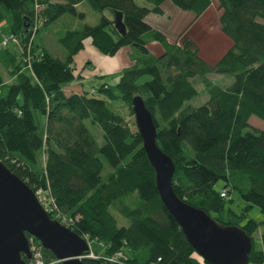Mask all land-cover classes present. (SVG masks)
I'll list each match as a JSON object with an SVG mask.
<instances>
[{"label": "trees", "instance_id": "obj_1", "mask_svg": "<svg viewBox=\"0 0 264 264\" xmlns=\"http://www.w3.org/2000/svg\"><path fill=\"white\" fill-rule=\"evenodd\" d=\"M37 1L42 25L34 35V0H0V21L12 15L11 33L21 46L16 55L0 43V62L14 77L7 84L0 72V160L35 192H50L60 215L74 219L68 227L87 237L97 256L84 262L210 264L162 202L136 121L110 107V101L121 99L133 116L136 95L152 112L158 146L174 161L172 185L178 196L220 223L242 227L252 241L263 226L264 241V221L250 218L240 224L253 206L264 213V126L250 129L252 116L264 121V0H218L222 31L233 45L213 65L190 39L178 45L148 20L164 13L163 4L170 2L190 12L193 22L211 0H145L143 5L87 0L100 21L65 29L59 36L64 59L49 51L40 34L64 15L84 18L79 7L85 0ZM117 12L123 13L125 34L115 26ZM87 41L106 56L129 47L131 64L116 85L103 82L68 94L66 86L84 76L75 57ZM151 44L161 52L153 53ZM211 74L233 81L224 86ZM198 79L209 94L200 107L189 103L200 95ZM87 119L102 127L101 145ZM221 180L225 185L219 190ZM234 189L247 204L240 215L229 210L232 218L225 222L222 213ZM115 212L128 223L120 225ZM42 251L46 262L57 260L52 251L43 246ZM119 251L124 254L119 263L107 259ZM248 264H264V251L254 244Z\"/></svg>", "mask_w": 264, "mask_h": 264}, {"label": "water", "instance_id": "obj_2", "mask_svg": "<svg viewBox=\"0 0 264 264\" xmlns=\"http://www.w3.org/2000/svg\"><path fill=\"white\" fill-rule=\"evenodd\" d=\"M114 23L120 33H126L122 12L115 13ZM132 106L144 149L156 172L161 200L190 244L210 264H248L252 238L242 227L220 223L178 196L172 185L176 167L157 144L152 112L140 95L133 97ZM28 234L62 260L61 264H86L87 240L52 219L36 192L0 160V264H27L31 260Z\"/></svg>", "mask_w": 264, "mask_h": 264}, {"label": "rangeland", "instance_id": "obj_3", "mask_svg": "<svg viewBox=\"0 0 264 264\" xmlns=\"http://www.w3.org/2000/svg\"><path fill=\"white\" fill-rule=\"evenodd\" d=\"M136 1L140 5L145 3V0ZM163 8L164 13L159 15L151 14L148 17V20L154 23L157 28L164 31L169 36V38L178 45H181L184 38L190 39L197 47L198 55L209 64H215L233 45L232 39L222 31V26L220 23L222 9L220 8L218 0H211L210 7L193 22V16L190 12L183 11L170 2L164 3ZM79 11L85 13L84 18L72 15H64L58 21H56L55 24L51 25L50 28L40 34V39H42V42L46 44L49 51H51L56 57L64 59L66 56V50L59 42V36L65 31V29L82 28L85 24L96 25L100 21V13L94 11L87 0H85L80 5ZM106 12L109 13L111 17L114 16L112 11L107 10ZM12 23V15L0 21V43L4 36H8L11 33ZM6 48L16 55L21 53V46L18 40L11 41ZM150 49L156 54L161 52V48L158 44H151ZM0 72L4 76L5 83L10 84L14 80V77L10 76L9 72L6 71L4 64L1 62ZM121 74L122 71H113L112 73L104 76H93L89 75L88 72L87 75L76 78L71 84L66 86V92L70 94L77 88L78 91H81L80 89L83 88L90 90L92 87H99V85L103 82L116 85L120 80ZM209 77L215 82L224 86L231 84L233 81V77L220 74H211ZM144 79H147V76L144 77ZM195 84L200 92V95L199 97L191 100L189 103L198 107L205 106L207 100L209 99V94L201 80L198 79L195 81ZM71 87L74 89H71ZM110 107L115 112L126 117L128 120H135V114L131 116L130 111L123 100L117 99L110 101ZM85 122L92 135H94L98 143L101 145L104 142L102 127L97 123H92L90 119H87ZM250 123L252 124L250 127L251 130H255L254 128H262L264 126V121L257 118L256 116H252L250 118ZM224 185L225 182L221 180L216 184V188L220 190ZM246 204L247 203L243 199L240 192L234 189L227 198V204L225 211L222 213V219L225 222L231 220L232 215L229 213V210L234 211L238 215L244 213ZM115 215L119 219L120 225L128 223V220L123 219L119 213L115 212ZM250 218L258 222H262L264 221V213L258 206H253L248 209L246 216L241 220L240 224L244 225ZM262 231L263 226L255 231L253 234V244L255 249L264 251V241L261 237Z\"/></svg>", "mask_w": 264, "mask_h": 264}, {"label": "built area", "instance_id": "obj_4", "mask_svg": "<svg viewBox=\"0 0 264 264\" xmlns=\"http://www.w3.org/2000/svg\"><path fill=\"white\" fill-rule=\"evenodd\" d=\"M34 6H35L34 7L35 8V25H34L33 33L35 34V32H37V29L41 26L42 20L38 15L40 5L37 0H34ZM17 40H18L17 36L14 33H10L8 36H4L2 38L1 44L3 46H7L11 41H17ZM30 57L31 56H30V46H29L26 58H28L29 60ZM226 192H227L226 190H223L222 196H226ZM49 193L50 192L44 193V191L42 190H38L36 192L39 201L41 202L43 208L46 210V212H48L49 215L52 214V215L61 216L60 212L58 211L56 207V202H55L54 197L50 195ZM61 217L62 218H60V220L58 219V221L67 227L74 220L73 218L68 219V217L66 216H61ZM83 238L87 240L88 246H89V250L85 252V254L83 255V258L85 257L96 258L97 256L94 254L93 251H91V241L87 237H83ZM28 239H29L30 250L32 253V258L31 260L28 261V264H58L62 262V260H59V259H57L56 261L46 262L44 253L42 251V246L36 241V238L34 236H30ZM121 257H124V254L123 252L119 251L116 254L108 257L107 259L112 263H119Z\"/></svg>", "mask_w": 264, "mask_h": 264}, {"label": "crops", "instance_id": "obj_5", "mask_svg": "<svg viewBox=\"0 0 264 264\" xmlns=\"http://www.w3.org/2000/svg\"><path fill=\"white\" fill-rule=\"evenodd\" d=\"M130 52L131 49L129 47H125L114 56H106L94 47L91 42L87 41L86 48L75 57V60L78 69L81 70L84 76L87 75L88 72L89 75L104 76L112 73L113 71H121L125 66L130 65ZM71 89L74 88L71 87Z\"/></svg>", "mask_w": 264, "mask_h": 264}, {"label": "bare ground", "instance_id": "obj_6", "mask_svg": "<svg viewBox=\"0 0 264 264\" xmlns=\"http://www.w3.org/2000/svg\"><path fill=\"white\" fill-rule=\"evenodd\" d=\"M29 43V42H28ZM27 48H28V45H27ZM27 66V65H26ZM33 72V71H32Z\"/></svg>", "mask_w": 264, "mask_h": 264}]
</instances>
